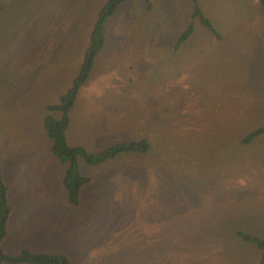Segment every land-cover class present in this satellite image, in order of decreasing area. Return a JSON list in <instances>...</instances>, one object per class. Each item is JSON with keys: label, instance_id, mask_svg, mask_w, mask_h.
Instances as JSON below:
<instances>
[{"label": "rangeland", "instance_id": "rangeland-1", "mask_svg": "<svg viewBox=\"0 0 264 264\" xmlns=\"http://www.w3.org/2000/svg\"><path fill=\"white\" fill-rule=\"evenodd\" d=\"M125 0L70 112L69 144L146 138L98 165L71 205L43 119L72 84L103 0H0L5 247L79 264H257L264 235V11L259 0Z\"/></svg>", "mask_w": 264, "mask_h": 264}, {"label": "trees", "instance_id": "trees-1", "mask_svg": "<svg viewBox=\"0 0 264 264\" xmlns=\"http://www.w3.org/2000/svg\"><path fill=\"white\" fill-rule=\"evenodd\" d=\"M125 0H103L97 17L89 33L88 44L84 50L82 61L77 74L72 80V84L63 94L59 96V101L46 106L47 114L43 119V128L46 136L51 140V152L61 162L66 165L62 178V183L66 189L67 199L71 205H78L80 202L81 188L90 181V178L80 172L79 161L82 160L89 165H98L118 155L146 153L150 144L146 138L130 141H117L100 150H88L82 145L69 144L66 136L70 121V112L75 103L79 89L88 79L96 55L105 45L107 33L106 20L111 16L118 5ZM194 3L191 20L186 29L179 35L177 44L186 39L194 29V21L197 19L202 25L214 30L210 20L206 17L197 0ZM264 11V0H259ZM264 133V125H261L248 133L241 139V143H248L256 136ZM11 213V205L8 200V186L5 183L2 166L0 163V264H79L74 262L64 253H50L43 251H33L29 248L21 249L16 253L7 252L2 241L7 234V223ZM236 235L242 240L252 243L260 252L257 264H264V235L257 236L251 233L237 230Z\"/></svg>", "mask_w": 264, "mask_h": 264}, {"label": "crops", "instance_id": "crops-1", "mask_svg": "<svg viewBox=\"0 0 264 264\" xmlns=\"http://www.w3.org/2000/svg\"><path fill=\"white\" fill-rule=\"evenodd\" d=\"M260 4V3H259ZM105 42H106V36H105ZM11 211H12V207H11ZM11 214V213H10ZM9 218H10V216H9ZM9 221V220H8ZM8 224V223H7ZM6 240H7V234H6V236H5V238L3 239V241H2V246H3V248L7 251V252H9V253H16L17 251H15V252H13V251H11V250H7L6 249V247H5V242H6ZM24 248H29V247H24ZM24 248H22V249H24ZM29 249H31V248H29ZM31 250H33V249H31ZM33 251H39V250H33ZM43 252H46V251H43ZM50 253H62V252H50ZM24 264H28V263H24Z\"/></svg>", "mask_w": 264, "mask_h": 264}]
</instances>
